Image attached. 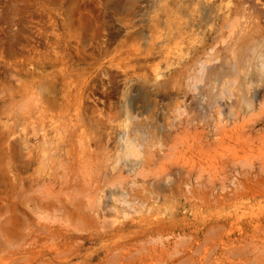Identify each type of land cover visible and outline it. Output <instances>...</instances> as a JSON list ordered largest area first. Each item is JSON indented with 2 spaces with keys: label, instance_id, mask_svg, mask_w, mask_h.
Masks as SVG:
<instances>
[{
  "label": "rangeland",
  "instance_id": "rangeland-1",
  "mask_svg": "<svg viewBox=\"0 0 264 264\" xmlns=\"http://www.w3.org/2000/svg\"><path fill=\"white\" fill-rule=\"evenodd\" d=\"M261 49L264 0H0V264H264Z\"/></svg>",
  "mask_w": 264,
  "mask_h": 264
},
{
  "label": "bare ground",
  "instance_id": "bare-ground-1",
  "mask_svg": "<svg viewBox=\"0 0 264 264\" xmlns=\"http://www.w3.org/2000/svg\"><path fill=\"white\" fill-rule=\"evenodd\" d=\"M259 42H260V41H259ZM260 44H261V43H260ZM257 45H259V44L257 43ZM260 48H261V46H260ZM251 51H252V50H251ZM251 51H250V52H251ZM261 51L264 53V49H261L260 52H261ZM259 56H261V54H260Z\"/></svg>",
  "mask_w": 264,
  "mask_h": 264
}]
</instances>
